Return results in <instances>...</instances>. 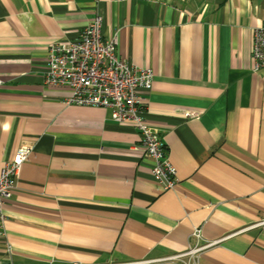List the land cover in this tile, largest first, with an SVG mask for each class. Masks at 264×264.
Segmentation results:
<instances>
[{"label": "crops", "instance_id": "crops-1", "mask_svg": "<svg viewBox=\"0 0 264 264\" xmlns=\"http://www.w3.org/2000/svg\"><path fill=\"white\" fill-rule=\"evenodd\" d=\"M98 14L120 59L154 72L140 92L177 170L173 189L132 123L45 83L48 47ZM258 29L264 0H0V167L32 147L7 202L0 264H264Z\"/></svg>", "mask_w": 264, "mask_h": 264}, {"label": "built area", "instance_id": "built-area-1", "mask_svg": "<svg viewBox=\"0 0 264 264\" xmlns=\"http://www.w3.org/2000/svg\"><path fill=\"white\" fill-rule=\"evenodd\" d=\"M102 23V16L98 14L77 38L57 41L48 47L45 83L68 87L71 91L66 101L68 104L103 107L110 110L114 122L132 123L141 135L140 144L146 157L153 161L154 176L164 190L173 189L178 182L177 170L166 156V145L159 129L145 118L147 99L140 92L151 88L154 72L151 68L130 65L120 59L117 38H106ZM253 53L258 69L264 65L263 30H256ZM175 113L190 120L198 117V112L184 108L176 109ZM31 151L29 145L20 146L15 155L0 167V236L6 234L7 202ZM194 235L200 237L201 230H195ZM211 244L191 247L187 253L170 258L180 259L186 255L194 258Z\"/></svg>", "mask_w": 264, "mask_h": 264}, {"label": "rangeland", "instance_id": "rangeland-1", "mask_svg": "<svg viewBox=\"0 0 264 264\" xmlns=\"http://www.w3.org/2000/svg\"><path fill=\"white\" fill-rule=\"evenodd\" d=\"M125 263H127V264H135L134 262H125ZM111 264H119V263H111Z\"/></svg>", "mask_w": 264, "mask_h": 264}]
</instances>
